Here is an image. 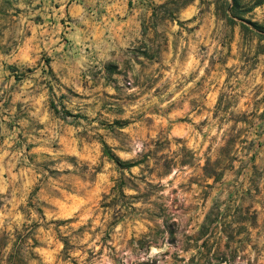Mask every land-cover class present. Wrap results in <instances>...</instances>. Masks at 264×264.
Segmentation results:
<instances>
[{
	"label": "rangeland",
	"instance_id": "rangeland-1",
	"mask_svg": "<svg viewBox=\"0 0 264 264\" xmlns=\"http://www.w3.org/2000/svg\"><path fill=\"white\" fill-rule=\"evenodd\" d=\"M226 7L0 0V264H264V3Z\"/></svg>",
	"mask_w": 264,
	"mask_h": 264
},
{
	"label": "trees",
	"instance_id": "trees-1",
	"mask_svg": "<svg viewBox=\"0 0 264 264\" xmlns=\"http://www.w3.org/2000/svg\"><path fill=\"white\" fill-rule=\"evenodd\" d=\"M226 2V16L228 18L229 21L233 22L234 21V17H239L240 13H244V12H249L252 10L253 7L261 5L264 3V0H256L255 3L251 6V7H246L243 8V3L241 0H224ZM252 25L258 30V32L260 34H262L264 36V32L260 29V25H258L257 23L253 22ZM244 27L247 28V26L244 25ZM108 65L107 69L109 68ZM108 154H110V156L112 157V154L110 152H108Z\"/></svg>",
	"mask_w": 264,
	"mask_h": 264
}]
</instances>
